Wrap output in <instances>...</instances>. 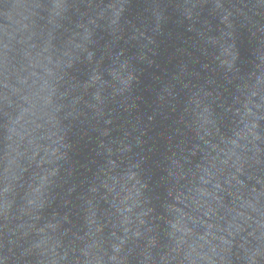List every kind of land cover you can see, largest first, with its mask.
<instances>
[{
  "label": "water",
  "instance_id": "water-1",
  "mask_svg": "<svg viewBox=\"0 0 264 264\" xmlns=\"http://www.w3.org/2000/svg\"><path fill=\"white\" fill-rule=\"evenodd\" d=\"M0 264H264V0H0Z\"/></svg>",
  "mask_w": 264,
  "mask_h": 264
}]
</instances>
